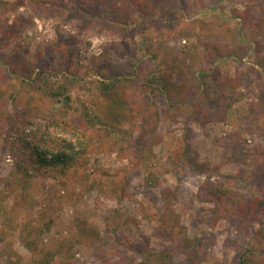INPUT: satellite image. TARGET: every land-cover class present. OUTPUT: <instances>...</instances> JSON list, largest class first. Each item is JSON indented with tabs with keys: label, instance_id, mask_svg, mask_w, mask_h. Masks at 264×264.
<instances>
[{
	"label": "rangeland",
	"instance_id": "1",
	"mask_svg": "<svg viewBox=\"0 0 264 264\" xmlns=\"http://www.w3.org/2000/svg\"><path fill=\"white\" fill-rule=\"evenodd\" d=\"M135 1L58 0L56 10L36 11L33 0H21L0 12V103L76 122L90 117L98 128L87 163L68 177H18L0 137V264H37L45 251L54 254L50 264H162L166 253L171 264H240V254L264 242V0H139L145 13L132 11ZM82 5L91 15L80 12ZM115 6L114 18L100 17ZM18 17L23 30L9 38L3 23ZM236 51L243 57L229 55ZM8 53L15 76L4 67ZM33 64L48 75L29 84ZM161 66L175 67L179 79L187 68L192 90L198 70L213 80L240 77L226 118H219L213 89L200 100L211 113L204 124L193 105L169 113L164 94L146 96L141 77ZM114 77L126 78L132 106L121 129L108 132V98L98 81ZM205 163L220 165L219 173L202 171ZM122 170L130 184L120 203L109 175ZM151 173L159 186L148 180ZM209 175L239 197H257L253 219L207 201L202 183ZM166 187L175 191L172 208L183 230L177 243L157 219ZM251 259L264 264V255Z\"/></svg>",
	"mask_w": 264,
	"mask_h": 264
},
{
	"label": "trees",
	"instance_id": "2",
	"mask_svg": "<svg viewBox=\"0 0 264 264\" xmlns=\"http://www.w3.org/2000/svg\"><path fill=\"white\" fill-rule=\"evenodd\" d=\"M21 0H17L15 3L9 1L0 0V12L5 13L15 10L19 5H22ZM36 11H43L44 9L52 8L56 10L58 8V0H33L31 3ZM118 7L109 8L105 14H101V18L108 20L114 18V12ZM128 8H123L122 11H127ZM146 11L147 7L139 0L133 3L132 11ZM80 12L85 16H89L92 10L85 6L80 7ZM245 18L243 14H239ZM92 17V16H90ZM4 25L5 35L11 38L14 36V32L18 33L23 30L20 27V18H16L11 24L8 19H5ZM1 24V23H0ZM3 28V26L0 25ZM241 44L243 42L239 40ZM246 48L247 45L243 44ZM243 48V47H242ZM244 49V48H243ZM236 57H243L239 51L234 52ZM4 62L6 71L9 69V75H16L17 65L12 53H8L4 56ZM259 66L264 71V63H259ZM2 68L3 66L0 65ZM179 68V67H178ZM46 68L41 64H33L30 66L29 75L26 81L29 84L38 83L39 80L48 75ZM174 70L169 67L156 68L144 76L139 82L141 92H145L146 96L160 92L164 94L166 99V106L169 113H177V108L182 105H193L196 107L195 111L198 112V121L200 123L205 122V119L211 115L210 112L204 111L203 104L200 100L206 98L210 90L220 96L216 100L220 106L219 118L224 120L226 118L227 109L230 106L232 99H234V93L236 88L241 83L240 77H226L213 80L211 74H208L204 70H198L195 77L194 90L191 89L188 79V69L186 68L185 74L179 79L174 77ZM8 81L10 80L6 73L3 74ZM139 75V74H138ZM136 75L138 78L139 76ZM187 75V76H185ZM134 79V78H132ZM125 81L126 78L114 77L108 79V81H98V86L108 98V106L105 112V118L103 127L105 131L112 130L116 132L121 128L118 126L127 115L132 103L125 95ZM7 86V85H6ZM66 85H61L59 88L65 91ZM41 88V87H40ZM232 93L228 94L229 92ZM194 91V92H191ZM235 91V92H234ZM56 93V92H54ZM191 94V96H190ZM197 99V101H196ZM264 101V97H263ZM30 101L27 102L29 104ZM128 110V111H127ZM94 120L92 118H85L80 122H76L70 118L56 117L49 113L36 114L30 108L15 107L9 110L7 104L0 103V137L3 143L6 145L9 153L15 158V173L20 178L33 176L35 174H52L59 177H68L69 175L76 174L77 171L85 165V162L91 150L93 149L94 142L98 138V128L95 127ZM128 135V132H127ZM202 171H210L213 169L216 173H219L220 165L213 166L211 168L209 163L202 165ZM204 173V172H203ZM112 179L110 183L112 191L116 194L117 200L121 203L129 196L127 190L130 179L128 176V170H122L115 172V174L109 175ZM211 177L202 183V188L205 190L206 200L215 201L220 209L225 213H233L235 215L248 214L249 219H253L257 213V207L259 199L252 197L250 199H244L239 197L236 193H233L228 186L222 184H213ZM148 180L153 185L159 186V177L155 173H151L148 176ZM161 197L165 202L163 213L158 216L159 222H166L168 224L169 233L174 243L181 241L183 238V230L181 228L179 218L177 217L174 209L172 208V202L175 199V191L166 187L161 190ZM92 239L98 245H104V238L100 236L97 231H92ZM118 240V239H116ZM123 244V243H122ZM126 246L129 245V240L126 238L124 241ZM29 245V243H27ZM255 249L245 250L240 254V264H257L256 260L251 259L252 254L258 253L260 256L264 255V242L255 243ZM40 257L37 258V264H50L54 254L51 251H45ZM74 253L71 252V255ZM251 254V256H250ZM172 254L166 253L162 259V264H171ZM145 262L142 261L141 264Z\"/></svg>",
	"mask_w": 264,
	"mask_h": 264
}]
</instances>
